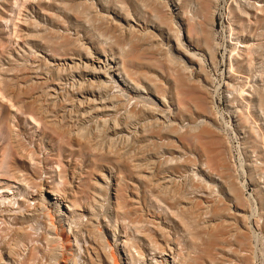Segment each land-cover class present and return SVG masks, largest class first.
<instances>
[{
  "label": "rangeland",
  "instance_id": "obj_1",
  "mask_svg": "<svg viewBox=\"0 0 264 264\" xmlns=\"http://www.w3.org/2000/svg\"><path fill=\"white\" fill-rule=\"evenodd\" d=\"M260 95L264 0H0V264H264Z\"/></svg>",
  "mask_w": 264,
  "mask_h": 264
},
{
  "label": "bare ground",
  "instance_id": "obj_2",
  "mask_svg": "<svg viewBox=\"0 0 264 264\" xmlns=\"http://www.w3.org/2000/svg\"><path fill=\"white\" fill-rule=\"evenodd\" d=\"M263 98H264L263 95H260V101H259L260 105L263 102ZM43 210H45L46 214H48L49 217L51 216L50 208L47 205H43ZM51 223H52V221H51ZM154 244L156 245V243H154ZM157 247L159 248V246H157ZM143 252H144L143 249L141 247H139L138 253L143 254ZM115 256H116L115 254L111 253V257H110L111 258V264H118Z\"/></svg>",
  "mask_w": 264,
  "mask_h": 264
}]
</instances>
